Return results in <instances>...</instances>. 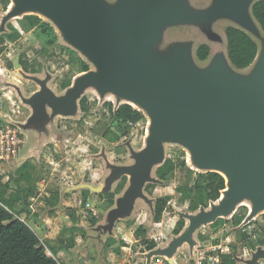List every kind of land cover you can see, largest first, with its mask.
Masks as SVG:
<instances>
[{
	"label": "water",
	"instance_id": "obj_1",
	"mask_svg": "<svg viewBox=\"0 0 264 264\" xmlns=\"http://www.w3.org/2000/svg\"><path fill=\"white\" fill-rule=\"evenodd\" d=\"M255 1L212 0L208 7L197 9L190 0H118L112 5L106 0H14L3 20L23 12L45 14L97 66L80 75L62 96L48 87L50 76L37 79L42 88L31 97L18 87L23 101L33 108L27 122L21 123L23 129L41 122L45 128L50 118L47 107L53 108V114L76 113L77 99L88 85L102 95L114 93L118 101L126 98L150 114L148 146L139 152L131 147L135 164L116 165L106 158L112 173L105 184L83 182L70 187L108 192L115 180L130 176V186L109 212V230L118 218L131 213L137 197L152 203L143 190L147 182L158 180L151 170L164 162L166 141L184 144L199 168L225 176L224 197L209 210L202 206L197 215L186 213L190 222L184 231L167 246L145 252L146 264L155 255H165L169 264H176L174 255L180 246L188 243L193 249L197 244L193 235L198 228L233 214L242 201L252 205L244 223L264 209V38L248 74L238 72L224 53L198 67L191 41H174L168 49H158L165 30L175 24L200 25L216 40L213 22L228 18L258 35L261 28L251 11ZM14 66L22 68L20 54ZM260 259H264L263 247L245 264H259Z\"/></svg>",
	"mask_w": 264,
	"mask_h": 264
},
{
	"label": "rangeland",
	"instance_id": "obj_2",
	"mask_svg": "<svg viewBox=\"0 0 264 264\" xmlns=\"http://www.w3.org/2000/svg\"><path fill=\"white\" fill-rule=\"evenodd\" d=\"M106 1L111 5L118 2ZM210 1L190 0V3L195 8H204ZM14 3V0H0V35L5 37L4 50L0 54V94L5 92L11 96L9 113L21 123H26L33 114V108L23 101L18 87L25 97H31L42 88L37 79L50 76L48 87L56 95L62 96L69 88L75 86L80 75L89 70H97V66L84 52L69 42L61 28L45 14L38 13L42 20L36 24L30 23L26 17L27 12L11 16L4 22ZM44 22H47L48 26L42 25ZM229 25L239 27L228 18H219L213 22L212 29L219 35L217 40L211 39L205 28L200 25H171L165 30L158 49L166 50L174 41H191L196 65L206 67L216 54H227L225 29ZM14 29L19 32V37L12 40L8 35ZM247 32L258 41L260 51L264 38L262 29L258 35ZM202 43L210 46V55L206 60H200L197 56V48ZM18 54L20 60L28 62V70L14 66V58ZM85 62L89 65V70L83 69ZM254 63L237 71L248 74ZM67 82H70V85L65 87L64 83ZM82 97L87 98V110L81 108ZM108 101L117 108L129 100L122 98L118 101L114 93L107 92L102 95L95 86L88 85L77 99L76 113L53 114V108L47 107L50 118L45 128L42 122L24 128L26 144L17 163L9 169L7 194L17 197L21 193L12 208L14 213L35 229L48 254L52 253L50 255L63 264H146L143 254L147 251H144L134 233L138 226L144 225L148 229L146 237H155L159 242L158 246H163L169 237L174 238L181 234L189 224L190 219L185 216L186 213L197 215L201 212L202 206L194 209L191 199L183 197L178 186L189 187L198 178L203 180L199 172L206 169L199 168L194 163L191 150L176 141L164 142V158H171L175 165L169 182L159 178L157 169L162 164L159 163L153 165L151 170V176L158 178L152 182L156 184L155 187L146 188L151 182L145 184L143 191L152 203L143 197H137L131 213L118 218L112 230H109V212L117 207V199L124 195L131 184L130 176L124 175L111 186L110 191L116 190L114 203L111 204L107 197L99 194L100 192L90 190L87 206H82V188L72 190L68 187L83 182L93 185L105 184L107 177L112 173L107 159L116 165H133L136 159L131 147L139 152L148 146L151 116L145 108L137 104L132 105L142 111L143 117L131 125L126 134H121L115 141L103 136L105 129L112 124ZM26 172L31 175V179L18 180L19 175ZM2 185L0 182V187ZM33 186L36 187L34 195L26 196V189ZM55 192L60 193V199L53 204L48 198L54 201ZM160 196H166L169 200L168 208L163 213L162 224L153 220L154 204ZM218 202L219 199L210 201L204 207L209 210L212 204ZM241 203L237 205L236 211L244 205L249 213L251 202L245 200ZM263 213L264 209L248 223H244V219L239 225L234 224L231 218L233 214L225 216L226 222L216 226L211 223L202 225L193 235L199 244L196 246L204 249H210L212 246L213 251L219 253L232 252L234 246L233 253L237 264H245V260L252 258L257 248H264L259 242L261 233L258 232L259 224L263 222ZM91 215L97 218L95 224L90 221ZM179 217L185 218V226L179 234H174L171 224L175 225ZM244 233L248 235L247 239L244 238ZM109 238H114L116 243L106 246ZM120 239H125L128 245L117 251L114 247L119 245ZM71 242H74V245L70 246ZM188 254L187 249L180 251L177 254L178 263H185ZM259 264H264V259H260Z\"/></svg>",
	"mask_w": 264,
	"mask_h": 264
},
{
	"label": "trees",
	"instance_id": "obj_3",
	"mask_svg": "<svg viewBox=\"0 0 264 264\" xmlns=\"http://www.w3.org/2000/svg\"><path fill=\"white\" fill-rule=\"evenodd\" d=\"M252 13L257 20L260 28L264 32V0H257L252 5ZM26 17L31 24H36L42 20V18L35 13H28ZM47 22L42 25H47ZM226 43H227V56L234 67L237 69H245L254 63L258 52V41L244 29L229 25L225 29ZM12 40L19 37V32L14 29L12 33L8 35ZM5 37L0 35V54L4 50ZM210 55V46L206 43H202L197 48V56L200 60H206ZM22 68L29 69L28 62L20 60ZM83 69L89 70V65L83 63ZM70 82L64 83L67 87ZM108 107L111 111L112 124L108 125L105 129L103 136L111 141L117 140L121 134H126L131 127L132 123L138 122L143 113L140 109L134 107L131 103L125 102L120 104L117 108L113 107L111 101H108ZM89 107L86 97L81 99V108L87 110ZM175 165L171 158H166L165 161L158 167L157 172L159 178L168 181L174 174ZM29 173H21L18 180H29ZM199 176H203V180H195L194 184L189 187L178 186V190L185 198H190L193 203V208L198 209L201 206H207L210 201H215L220 198L222 190L226 188L225 176L213 170L200 171ZM10 177V174H9ZM2 181L0 176V182L3 185L0 187V264H63L53 255L48 254L47 249L39 234L35 229L24 219L17 216L13 207L16 200L20 198L21 193L17 197L7 194V182ZM155 183H148L146 188L155 187ZM36 192V187H28L26 189V196H33ZM82 206L86 207L90 195V189L82 188ZM100 195L107 197L109 202L114 203L116 190L108 192H100ZM53 204L56 200L60 199V193H54V201L48 198ZM168 197L160 196L156 199L154 204L153 220L160 222L163 217L164 211L168 208ZM248 208L241 205L238 207L232 215V220L235 225H239L246 217ZM263 222L259 224L258 232L261 233L259 237L260 244L264 245V213ZM75 218V215H73ZM226 218L219 217L212 225H218L226 222ZM92 224L97 222V218L93 215L90 216ZM173 226L172 232L179 234L185 226V218L179 217L177 221L171 224ZM148 229L144 225H140L134 231L136 238L139 239L140 244L144 247V251L154 249L158 245V241L154 238L146 237ZM244 238H248V235L244 233ZM116 240L109 238L106 242L107 246H112ZM74 242H71L72 246ZM128 242L124 239H120L118 246L114 247L115 250L120 251L123 246H127ZM235 247L233 246L232 252L221 253L220 264H237V259L234 255Z\"/></svg>",
	"mask_w": 264,
	"mask_h": 264
},
{
	"label": "built area",
	"instance_id": "obj_4",
	"mask_svg": "<svg viewBox=\"0 0 264 264\" xmlns=\"http://www.w3.org/2000/svg\"><path fill=\"white\" fill-rule=\"evenodd\" d=\"M10 104L11 96L5 92L0 94V176H2V181L8 180L9 169L17 163V159L26 144V135L21 126V121L13 118L8 111ZM198 245L190 254L189 259L191 260L187 264L221 263V253L214 252V247L210 246V249H204ZM151 264H169V262L165 257H158Z\"/></svg>",
	"mask_w": 264,
	"mask_h": 264
},
{
	"label": "crops",
	"instance_id": "obj_5",
	"mask_svg": "<svg viewBox=\"0 0 264 264\" xmlns=\"http://www.w3.org/2000/svg\"><path fill=\"white\" fill-rule=\"evenodd\" d=\"M68 188H70V187H68ZM67 188V189H68ZM162 221V220H161ZM159 222V224H162V222ZM150 238H154V237H150ZM155 240H157L156 238H154ZM125 240V239H124ZM172 240V237H169V239H168V242L165 244V245H163V246H156L155 248H157V247H164V246H167L168 244H169V242ZM158 241V240H157ZM116 243V242H115ZM158 244H159V242H158ZM197 244H198V242H197ZM106 245V244H105ZM107 246V245H106ZM196 246V245H195ZM195 246L193 247V249L195 248ZM187 249L188 250V252H189V254L187 255V260H186V262L185 263H183V264H187L188 262H189V260H191V259H189L190 257H191V252L193 251V249H191L190 248V246H189V244L188 243H184L182 246H180L179 248H178V250H177V252L175 253V263L176 264H179L178 263V260H179V258H178V255L177 254H179L180 253V251H182V250H184V249ZM147 252L149 251V250H146ZM50 254H52V253H50ZM144 255V254H143ZM144 257H145V255H144ZM158 257H165V258H167L165 255H155V256H153L152 257V260H151V262L153 261V260H155V259H157ZM146 258V257H145ZM167 260H168V258H167Z\"/></svg>",
	"mask_w": 264,
	"mask_h": 264
},
{
	"label": "flooded vegetation",
	"instance_id": "obj_6",
	"mask_svg": "<svg viewBox=\"0 0 264 264\" xmlns=\"http://www.w3.org/2000/svg\"><path fill=\"white\" fill-rule=\"evenodd\" d=\"M257 1V0H256ZM212 3V0L210 1V3H208L207 4V6L206 7H208L210 4ZM206 7H204V8H206ZM204 8H197V9H204ZM251 11H252V8H251ZM253 14V13H252ZM255 18V17H254ZM257 21V20H256ZM258 23V22H257ZM205 33V32H204ZM206 34V33H205ZM214 40V39H213ZM217 40V39H216Z\"/></svg>",
	"mask_w": 264,
	"mask_h": 264
},
{
	"label": "bare ground",
	"instance_id": "obj_7",
	"mask_svg": "<svg viewBox=\"0 0 264 264\" xmlns=\"http://www.w3.org/2000/svg\"><path fill=\"white\" fill-rule=\"evenodd\" d=\"M228 187H226L225 189H223L222 191L224 192L225 190H227ZM222 192V196H221V199L224 197V193Z\"/></svg>",
	"mask_w": 264,
	"mask_h": 264
}]
</instances>
